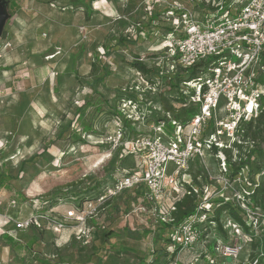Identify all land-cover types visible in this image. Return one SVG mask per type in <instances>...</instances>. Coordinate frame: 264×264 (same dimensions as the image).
Here are the masks:
<instances>
[{"label":"rangeland","instance_id":"374dc122","mask_svg":"<svg viewBox=\"0 0 264 264\" xmlns=\"http://www.w3.org/2000/svg\"><path fill=\"white\" fill-rule=\"evenodd\" d=\"M14 1L15 14L0 37V172L10 177L12 188L5 191L16 202L10 203L11 207L22 208L25 196V209L33 210L32 214L59 211L64 219L71 209V203L65 201L68 197L86 188L105 186L123 171H137L141 167L142 155L127 154L124 145L114 147L115 139L121 128L122 143L126 145L132 137L148 131L150 124L137 117L138 105L121 104L127 119L133 116L134 121L130 120L137 123L138 133H133L117 117L110 116L109 106H121L119 90L126 91L129 86L145 105L154 106L159 88H151L130 62L140 58L166 72L164 65L168 60L164 56L171 52L170 47L181 31L176 18L173 23L161 21L169 28L173 24L174 34L161 35L151 30L137 44H118L107 55L106 46L116 43L121 36L134 39L136 28L147 24L148 11L154 4L157 10L172 7L174 1L197 13L201 9L197 0ZM106 70L108 75L96 83L98 92L94 93L91 84L102 78ZM259 71L258 85L264 86V71ZM97 105L102 109L98 110ZM159 109L175 117L162 104ZM78 111L82 120L74 119ZM85 125L90 131L84 130ZM243 132L244 128L239 135L247 142L238 151L247 155L255 151L253 167L257 169L264 165V144L262 150L258 149L264 133L252 136ZM206 160L207 169L217 172L216 159ZM192 167L193 178H205L204 161L196 159ZM133 197L127 192L115 197L110 206L100 209L85 233H78L79 225L70 220H65L68 224L64 229H55L53 223L44 221L42 228L37 227L42 231L29 228L27 235L35 232L41 240L37 246L42 249L38 251L42 255L40 263L144 264L146 259H152L151 250L165 248V242L155 230L154 216L149 219L136 211L141 200ZM39 198L52 202L40 207L35 202ZM214 235L210 233L203 245L212 243ZM126 236L141 244L138 250L113 249ZM105 239L109 240L110 254L93 260L94 251ZM203 245L201 242L185 249L178 258L184 264H198L196 249Z\"/></svg>","mask_w":264,"mask_h":264},{"label":"built area","instance_id":"2783aa9c","mask_svg":"<svg viewBox=\"0 0 264 264\" xmlns=\"http://www.w3.org/2000/svg\"><path fill=\"white\" fill-rule=\"evenodd\" d=\"M197 4L199 13L178 1L172 5L182 10L175 20L181 32L170 47L171 54L178 58L166 70L174 72L177 65L191 68L209 57H217L205 73L183 82L182 86L191 93L189 102L198 105L194 116L184 124L156 107L161 120L148 122V131L132 137L126 145L122 143L124 132L119 128L114 147L124 145L127 154H141L143 164L139 170L124 171L95 197L72 203L64 219L59 211L32 214L13 220L17 229L42 228L43 221L53 223L55 229H64L68 224L65 220H70L79 225L78 233H85L101 208L110 206L120 194L138 188L143 191L135 209L141 214L150 209L157 228L164 221H173L171 214L183 196L194 194L196 212L169 234L172 244L180 246L177 260L185 249L201 242L203 245L211 233L215 234L214 256L207 264H264V201L257 202L253 195V187L261 184L264 167L255 173L249 163L238 170L229 163V156L238 166L253 153L238 151L247 142L239 133L245 122L264 112V86L258 85L256 79L258 69L264 71V0H197ZM129 87L127 90L133 91ZM128 104L132 105V101ZM137 117L144 120L140 114ZM169 121L173 126L168 125ZM208 157L218 162L217 172L207 169ZM196 159L206 165L205 178L191 176ZM169 194L174 196L170 203L166 202ZM219 200L235 203L246 225L226 210L219 216L224 232H218L214 212L221 206ZM169 250L173 252V247ZM196 256L198 261L199 255Z\"/></svg>","mask_w":264,"mask_h":264},{"label":"trees","instance_id":"16d2710c","mask_svg":"<svg viewBox=\"0 0 264 264\" xmlns=\"http://www.w3.org/2000/svg\"><path fill=\"white\" fill-rule=\"evenodd\" d=\"M11 5H10V10L12 15L15 14V10H13L14 5H15V1L11 0ZM180 1V0H179ZM182 1V0H181ZM184 1V0H183ZM187 1V0H186ZM192 1H196V0H192ZM154 7L149 9V13H148V21L147 24L144 25H140L139 28H136V36L134 39L126 36V37H119L118 41L114 44H111L110 46L107 45L106 49L108 52L110 53V51L119 45H135L138 43V41L143 38L147 32L150 33L153 31V33H157L158 31L161 32V35H168V34H174L175 32V28L173 27V24H171V27H167L164 26L162 24L161 21H169L170 23H173L174 19L178 18L181 14H182V10H179L176 7H168L165 8L164 10L162 9H156L155 4L153 5ZM208 16L207 12H205V16L204 18L206 19ZM152 30V31H151ZM178 36L180 34H177ZM83 48V47H82ZM105 55V54H104ZM166 56H164L165 58H167L168 62H166V66L164 65L165 69L168 70V68L170 67L171 64L175 63L178 55L177 54H171L167 52V54H165ZM161 56V54L159 55V57ZM217 57H209L207 60H203L195 65H193L191 68H184L181 67L179 65L176 66V69L174 70V72H163V71H159L156 68L147 65L144 61L139 60L140 58H136V60H133L130 62L131 68L137 70L138 72H140L142 75L145 76V78L148 80L150 87H158V100H155L156 102L153 101L154 106L152 107H148V105H145L143 103V101L140 99V97L135 93L132 92L130 90L127 91H123L122 89L119 90L120 95V102L119 105H123V104H128V101L131 100L132 101V105H138V112L141 116L144 117V121L147 122H158L160 119L159 113L156 109L157 107H161V104L164 106L165 109H167L168 111H172L175 114V119L181 121L182 123H187L189 121V119L194 116V114L197 112L198 110V105L194 104V103H190L189 102V96H190V91H187L182 85L183 82H188L193 80V78L198 77L201 73H205L207 71V69L209 67H211ZM264 63V62H263ZM96 67V63L93 64L92 66V70H94V68ZM260 69H258L257 74L260 73L259 71ZM109 70H106L104 73V76L102 78L98 77L94 80V82L91 84V88L92 90L95 92H98L97 87H96V83L97 82H101L103 81L104 77H106L108 75ZM76 76L78 77L79 74L75 73ZM258 80L259 83V79L260 78H256ZM158 85H156V83H158ZM156 85V86H154ZM262 85V84H261ZM164 87V88H163ZM163 88V89H162ZM118 95V94H117ZM264 99V98H263ZM144 104V105H143ZM122 105L121 106H109L110 109V116H115L117 117L119 120H121V122L124 123V126L126 128L130 127L131 130L133 131V133L137 132V123L134 124V122H132L131 120H133L132 118H128L124 115V110L122 109ZM98 106V110L102 109V106L97 105ZM190 107V108H189ZM193 111H192V109ZM148 110V112L146 113L145 111ZM181 112V113H180ZM80 111H78L76 113V116L74 117L75 120H82V116L79 115ZM131 119V120H130ZM74 120V121H75ZM167 120V119H166ZM134 121V120H133ZM71 125H73L74 123L71 120ZM169 126H173L172 123L169 121L168 122ZM69 127H73V126H69ZM244 132L243 135H247V134H251L252 136H257L260 135V133H264V112L260 113L259 116L256 117V119H252L250 121H247L244 123ZM84 130L86 131H90V127L85 125L84 126ZM262 144H264V138L261 140L260 143H258V149L262 150ZM260 150V151H261ZM230 155L231 152L227 151ZM255 151H253V153L250 155V157H248L247 159H245L244 161H241L238 166L237 163L232 162L230 156H229V163L232 164L233 168L235 170H238L241 165H244V163H249L251 167H253V162L254 159L253 157L256 155V153H254ZM123 156L121 155V158ZM117 162V161H116ZM115 166V165H113ZM264 167V165H261L260 167H256L257 169H255V167H253V171L255 173H258L261 171V169ZM110 179V178H109ZM9 180L10 177L5 176V174L0 172V187H4L6 189H11L12 187L9 184ZM261 184L259 186H254L253 187V195L255 197V200L257 202H259V200H263L264 201V175L261 178ZM103 187V186H102ZM100 187V185H98L97 187H94L92 189L86 188V190L82 191L80 194H77L76 196H72V197H68L69 199H66L65 201H68L69 203H73L76 204L77 202H81L83 200H86L88 198H92L95 197L103 188ZM22 203H26L27 199L25 198V196L22 198ZM39 205H44L45 202H52V200H43L42 199H37L35 200ZM221 202V206L219 208H217L214 212V217H216L217 220V229L218 232L223 233L224 230L222 229V224L220 223V214L223 211H229L231 217H233L234 219H236L240 224L242 225H246L245 224V219L242 216L241 211L239 210V208L237 207V205L233 202H229V203H222V200H219ZM197 206H198V202H197V195L191 194L188 195L186 194L185 196H183L180 201H178V203L176 204V210H174L171 214L173 221L172 222H166L164 221V223H162L159 227H157L155 230L158 233V235H160L163 239V242H165V248H158L155 250H151L153 253V257L152 259H146L144 264H172V263H177V264H184L180 259L177 260V255L180 253V246H176L172 244V239L170 237V232L172 229L179 227L182 223H184L185 220L188 219L189 216L193 215L196 210H197ZM144 214H151V210L149 209V211H147V213ZM151 219V218H150ZM38 230H41L40 228L35 227ZM42 231V230H41ZM37 239L34 238L33 241H30L29 243H27L25 245V247L27 248V251L30 253V255H32L31 249H32V245L33 243L36 241ZM118 243L115 244V246L113 245V249L118 248V247H122V248H130V249H134L135 251L138 250V248L140 247L141 244H139V242L136 241H131L130 239H128V237H123L122 239H120L119 241H117ZM215 240H213L212 243L206 245V246H200V248L196 249V252H198L199 255V260L202 261L203 264H207V262L209 261L210 257L214 256V250H213V246H214ZM16 246H14L15 248H17L18 244H22L21 242L17 241L14 243ZM173 247V252H171L169 249L170 247ZM19 247V246H18ZM109 240L105 239L104 242H102L100 244V246L97 248V251H94L93 253V260H96L97 257L99 256H107L109 255ZM112 249V248H111ZM197 255V254H196ZM36 259V258H34ZM34 259L31 257L29 259V262L26 260V257H23V261L24 263H32L34 262ZM177 260V261H176ZM217 262H219V259H217ZM189 263V262H188ZM187 263V264H188ZM235 264H243L241 262L235 263Z\"/></svg>","mask_w":264,"mask_h":264},{"label":"crops","instance_id":"0c3cea01","mask_svg":"<svg viewBox=\"0 0 264 264\" xmlns=\"http://www.w3.org/2000/svg\"><path fill=\"white\" fill-rule=\"evenodd\" d=\"M5 190L7 189L0 187V264H29L28 262L31 257L36 259H34V262L30 264H41L40 259L42 258V255L38 253V251H42V249L37 248L41 242L40 238L38 239V236L35 234V232H33L32 235H27V231L29 229H17L16 223L13 221L16 219L23 220L29 217L33 213V210L25 209L27 207L25 206L26 203H22V208L17 207L14 209V207H11L10 203H12L11 201L14 199H11L10 194ZM140 190H142V188H138L130 192L132 195H134V200H137L138 198L141 200L142 191ZM173 198L174 196L172 194L167 195L166 202L170 203ZM40 207L42 206L40 205ZM144 215H148V218L150 219V214ZM34 238L37 240L32 245V255H30L25 245L30 241H33ZM17 241L21 242L22 244H18L19 247L17 246V248H15L14 246L16 245L14 243ZM23 257H26V260L28 261L27 263H24ZM60 264L70 263L67 262ZM198 264L203 263L201 260H199Z\"/></svg>","mask_w":264,"mask_h":264},{"label":"water","instance_id":"95a60500","mask_svg":"<svg viewBox=\"0 0 264 264\" xmlns=\"http://www.w3.org/2000/svg\"><path fill=\"white\" fill-rule=\"evenodd\" d=\"M12 13L9 10V0H0V37L6 32V24L11 19ZM232 258H227V262H231Z\"/></svg>","mask_w":264,"mask_h":264},{"label":"flooded vegetation","instance_id":"af4514ba","mask_svg":"<svg viewBox=\"0 0 264 264\" xmlns=\"http://www.w3.org/2000/svg\"><path fill=\"white\" fill-rule=\"evenodd\" d=\"M11 0H9V10H10Z\"/></svg>","mask_w":264,"mask_h":264}]
</instances>
